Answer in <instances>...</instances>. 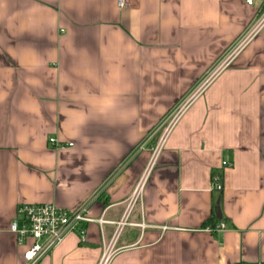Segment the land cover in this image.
Returning <instances> with one entry per match:
<instances>
[{"label":"crops","instance_id":"obj_1","mask_svg":"<svg viewBox=\"0 0 264 264\" xmlns=\"http://www.w3.org/2000/svg\"><path fill=\"white\" fill-rule=\"evenodd\" d=\"M116 1L0 0V264H25L10 229L33 204L92 221L37 264H264L258 7ZM253 31L154 155L149 135Z\"/></svg>","mask_w":264,"mask_h":264},{"label":"built area","instance_id":"obj_2","mask_svg":"<svg viewBox=\"0 0 264 264\" xmlns=\"http://www.w3.org/2000/svg\"><path fill=\"white\" fill-rule=\"evenodd\" d=\"M248 7H258L259 21L258 28L264 25V0H244ZM130 0H117L119 9L128 7ZM257 30V28H256ZM255 32H250L235 45L224 58V60L214 68L209 78L199 83L195 91L186 98L178 107L167 116L160 126L148 137L147 143L151 141L156 131L165 128L164 135L154 148V155H157L178 119L189 108L192 102L202 95L214 77L221 73L230 61L245 47L253 38ZM50 143L57 148H64V145L57 144L55 139H50ZM229 167L231 164L224 163ZM217 191H222L223 187L220 178L215 175L213 178ZM86 207H81L75 211L65 210L53 204H33L22 205L18 209L17 217L11 226V232L16 236L17 243L24 247L25 264H37L41 258L51 253L60 245L65 237L70 233H77L82 240L86 236L85 225L91 223ZM227 229L225 223L220 222L214 229H208L212 233L223 232ZM108 259L104 257L101 264H107Z\"/></svg>","mask_w":264,"mask_h":264},{"label":"trees","instance_id":"obj_3","mask_svg":"<svg viewBox=\"0 0 264 264\" xmlns=\"http://www.w3.org/2000/svg\"><path fill=\"white\" fill-rule=\"evenodd\" d=\"M219 224V221L217 220V218L215 217V213L213 215V217L208 220L204 225L203 228L204 229H214L217 225Z\"/></svg>","mask_w":264,"mask_h":264},{"label":"rangeland","instance_id":"obj_4","mask_svg":"<svg viewBox=\"0 0 264 264\" xmlns=\"http://www.w3.org/2000/svg\"><path fill=\"white\" fill-rule=\"evenodd\" d=\"M227 54L224 55V57L222 58L221 62L224 60V58L227 56ZM164 132H165V128L164 129L162 128V129L156 131V134L154 135V137H153V139L151 141H153L156 144H158L159 141L161 140L162 136L164 135Z\"/></svg>","mask_w":264,"mask_h":264},{"label":"water","instance_id":"obj_5","mask_svg":"<svg viewBox=\"0 0 264 264\" xmlns=\"http://www.w3.org/2000/svg\"><path fill=\"white\" fill-rule=\"evenodd\" d=\"M216 218L221 221L222 220V213H221V209H220V202H217L216 205Z\"/></svg>","mask_w":264,"mask_h":264}]
</instances>
